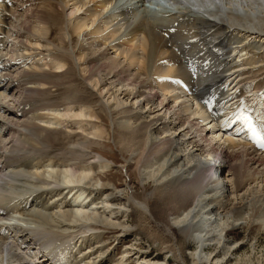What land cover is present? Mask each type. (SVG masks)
<instances>
[{"label": "bare ground", "instance_id": "6f19581e", "mask_svg": "<svg viewBox=\"0 0 264 264\" xmlns=\"http://www.w3.org/2000/svg\"><path fill=\"white\" fill-rule=\"evenodd\" d=\"M29 2L0 0V151L4 149L0 152V203L6 205L0 204V225L6 228L0 241V264L8 246L26 249L23 256L14 251L6 261L9 264H113L112 246L110 250L101 243L100 233L92 237L95 231L90 224L122 228L128 211L118 206L121 198L110 183L113 174L104 173L109 164L98 158L106 157L92 147L91 139H101L107 132L91 104L78 95L68 60L81 73V84L91 87L101 100L107 95L109 100L100 103L110 114L120 115L116 120L126 137L124 148L129 160H134L128 167L134 163L138 179L154 184L156 214L144 202L139 207L150 218L154 215L158 220L154 221L174 239L179 235L194 242L190 256L195 263L231 264L237 242L227 239L228 233L249 222L264 227V155L253 154L264 148L252 138L245 121L236 119L248 117L264 140V125L256 117L264 106V34L259 29L264 0ZM162 11L171 16V24L163 22ZM55 29L58 32L52 35ZM79 36L87 48L84 41L75 40ZM182 36L181 43L185 38L193 40L189 48L178 42ZM67 38L72 51L60 52L68 48ZM19 41L24 45L18 46ZM6 43L13 44L15 60L4 53ZM234 46L242 62L231 56ZM233 74L235 82L233 77L221 85ZM56 81L70 88L60 94L63 107L49 100L20 101L30 85L59 86ZM232 82L241 86L240 93L229 92ZM193 96L200 103H193ZM222 100L227 105L218 114L221 122L236 119L237 124L231 132L210 135L213 131L199 124L216 114L214 105ZM40 105L46 112L39 110ZM52 127L66 129L62 142L50 136ZM244 133L239 139L233 137ZM215 139L221 141L212 143ZM69 183L78 184L72 188L76 196L88 197L89 213L74 209L76 198L67 199L63 189L70 188ZM145 211H141L143 218ZM8 215L30 226L13 227L9 218L2 220ZM55 229L83 234L70 233L61 242V236L52 233ZM210 245L215 249L205 252ZM177 252L182 254L181 247ZM149 256L137 258L146 264Z\"/></svg>", "mask_w": 264, "mask_h": 264}, {"label": "rangeland", "instance_id": "374dc122", "mask_svg": "<svg viewBox=\"0 0 264 264\" xmlns=\"http://www.w3.org/2000/svg\"><path fill=\"white\" fill-rule=\"evenodd\" d=\"M28 2L31 3L32 0H28ZM139 7H138V9L141 10L142 7L141 6H139ZM169 16L170 15H168V13H166L164 18L161 17V19L163 20V22H166L169 18H170L169 21H173V19H171V16L170 17ZM169 21H167V22H169ZM57 23L59 26L62 24V21L60 18H59V20H57ZM260 25L261 26L259 29H262L261 33L263 32L262 34H264V26H263L264 21H261ZM57 32H58L57 29H55V30H52L51 34L56 35ZM11 40H10V43H11ZM66 40H67L68 48L62 49L60 52L71 53L72 50L70 48V40H69V43H68V38ZM75 40H77L78 42L81 41L83 44L85 42V40L81 36H79L78 39H75ZM53 43L56 44V41H54ZM85 44L86 45H84V46L87 48L89 45L87 42H85ZM23 45H24L23 41L18 42V46H23ZM234 47L236 48V46H234ZM96 49H100V48H96ZM13 50H14L13 44H12V46H9V43H8L4 53L9 52L6 56L9 58L12 57L13 60H15L17 58L16 57L17 55L15 52H13ZM233 51L239 52V50L237 48H236V50H233ZM246 52L248 53V51H246ZM249 52H252V51L249 49ZM235 57H236L235 60L242 62L243 56H241L240 52ZM70 59H72V58H70ZM261 59L264 60V56H262ZM68 61H69V69H67V70L70 71L75 76L76 81L74 82V85L77 89L78 95L81 97V99L85 97L82 100H84V102L87 101V102H89V104H91L93 110L98 114V116L101 119V120H99L100 124H102V127L105 128V130L107 132V135L103 136L104 138L102 137L101 139H91V142H92L91 144L93 145L92 147L94 148L95 152L102 153V155H104L106 157V158H102L101 156H99L98 158L103 159L104 161H106L109 164V166H110L109 170L110 171L106 170L104 173L108 174L109 172H111L113 174V176H112L113 182L110 181V183L115 184V186H111V188L112 189L114 188L113 191L117 195L119 194L118 196L121 198V201H120L121 204L119 202L118 206H123L122 208L127 207V211H128L126 213L127 214V217H126L127 222L125 221L126 224L122 228L119 227V228L115 229V228H111V226H109V225L107 226L105 224H100V223L90 224V228H93L94 229L93 231H95V232H93L92 237L95 234L100 233L102 235V242L101 243H104L103 245H105L106 248L107 247L110 248L112 246V250H113L112 254L113 255L112 254L111 255L113 257H111V258H112L113 264H138V262L140 264H145L144 261L137 258L139 255H142V254L143 255H150L149 257L151 258V261L149 263L146 262V264H155L156 262H157L156 264H199V263H195L194 258H191V256H190V254L193 253L195 251V248H196V244L194 242L188 241L183 236H179V235H177L178 237L176 239H174V236L169 231H166V227H164V225L159 224L158 222L154 221V220L158 221L154 217V215H153V217L150 218V215L147 214L148 212H146L141 207H139L138 203L144 202L148 205V208L150 209V213H152L154 211L155 212L154 214H156V211L154 208V202H153L154 201L153 197H155V192H153L154 191V184H152L151 181H147V182L142 183L138 179L139 176L137 174V171L133 167L134 163L131 164V167H128V164H130V162H133L134 160H132V161L129 160L130 157L127 156L128 151L124 148V145L126 144V137L123 134L121 128L117 125V120H116L117 117H119L120 115L117 114V117H116V115H114L113 113L110 114V112L108 111L106 106L100 103L102 100L103 101L109 100V99H107V95L105 94L101 100L100 97H98L95 94V92L92 91L91 87L84 86L83 84H81L80 80L82 79V77H81V73L78 71V69L76 67V64L73 63L74 62L73 60H71L72 62L70 60H68ZM15 67L16 66L14 65L13 69H15ZM10 68L12 69V67H10ZM232 70L235 71L238 69L237 68L230 69V71H232ZM238 71H240V70H238ZM227 76L224 78V84H227L233 77L235 78L234 82L237 79V76H235V74H233L232 76L231 75H227ZM53 78H54V75L51 76V79H53ZM60 82H63V81H56V83L59 86H52L49 84L46 88H42V89H40L39 86L31 87V85H30V87H28L29 84H26L25 87H28L33 91H31V90L28 91L27 89L23 90V97L20 99V101L21 100L22 101L29 100V102L33 103L34 100H38V99L39 100L41 99L42 101L49 100V101L54 102V103L59 102L58 106L60 104L59 107H61V106L63 107V105H61V103L63 104V102H62V100H60V96L64 92H69L70 88L68 87V84L60 85ZM82 86H83V88H82ZM22 87H24V86L22 85ZM22 87H21V89H22ZM228 87H230V88L232 87L229 92L233 93V91H236L237 93H240L239 88L241 86H238L236 83L235 84H233V82L229 83V86H227V88ZM103 89H105V87H103L102 90ZM136 89H137V86H136ZM104 91L106 92V90H104ZM90 93H91V95H90ZM6 99H9V98H6ZM136 99H138L137 101L139 102V104L143 103V100L140 99L139 96ZM232 99L235 100L236 98H232ZM13 101H12V103H13ZM9 103H11V102L9 101ZM12 103L9 105L13 106ZM42 107L44 108V105H40L39 110H41ZM121 110L125 111V109H123V108ZM42 111L46 112L45 110H41V112ZM246 111H248V109ZM249 111H250V109H249ZM38 112H40V111H38ZM214 116L211 118L210 117L208 118L211 120H207V121L205 120V121L201 122V124H199L204 129L209 130V131H213L212 134H210V135H214L216 132L223 133L224 132L223 129L226 128L225 126H223V125H225L223 123H226V122L217 121V119L216 120L214 119ZM14 119H16V118H14ZM212 126H213V128H210ZM31 128H33V127L32 126L29 127V129H31ZM52 128L53 129L49 132L50 136L55 135V138H58V140L59 141L61 140V142H62L64 135H66L65 134L66 129L64 127L63 128L62 127H52ZM241 129H244V126H241ZM23 130H24V132H26V128ZM214 131H215V133H214ZM231 131H229V132H231ZM10 135L13 137L12 132ZM236 135L237 134H233V137L235 139H239L241 136H244L245 133L242 135H237V136ZM4 138H7V137H4ZM215 141L216 142L212 141V143L218 144L219 141H221V140L215 139ZM19 144L20 143H17L14 146L17 147V146H19ZM122 145H123V147H122ZM57 149L55 150L54 155L59 151V148H57ZM85 151L88 152V150H85ZM0 152L3 153L4 149L1 150ZM6 152H9V151L7 150ZM123 152H125V153H123ZM253 154L255 156H257V155L259 156V154L264 155V152H262L261 150L253 151ZM5 155L10 156L11 154L6 153ZM57 161H60V160L58 159ZM234 162H238V161H233V162H231V164H233ZM260 167H262V166H260ZM135 172H136V174H135ZM99 173H103V172H99ZM262 184H264V180H263ZM69 185H71L70 186L71 190H70V188H66V189H63V192L66 195L68 200H72L74 198L77 199V202L74 205V209L75 210L76 209L77 210H84L85 212L89 213L90 210L86 209V207L88 205H90V203L87 202L88 197L85 196V194H79L78 196L75 195L76 190L75 189L72 190V188L75 185L77 186L78 184L69 183ZM119 189H121V190H119ZM122 200H123V202H122ZM0 204L2 205V207L4 206V208L6 207L5 204L4 205H3V203H0ZM137 204H138V206H137ZM141 211H143V212L145 211L144 218L141 214ZM8 218H9V222L10 221L13 222V223L11 222V225L13 227H17V224L21 225L24 228H27L30 226L28 223L20 224V223H18L19 221L10 220L9 215L6 218H3L2 220L8 221L7 220ZM23 221H26V220H23ZM4 226L5 225H0V232H1L0 241L1 242H3L2 241V237H3L2 232L6 231V228H5V230L2 229V227H4ZM11 228L12 227H10L9 230L7 229L8 232L11 231L10 230ZM25 231H26V234H30L29 236L32 235L31 232L28 231L27 229ZM52 233L54 235H56L57 237L61 236V238H62L61 242H63L62 240L67 241L68 234H70V233L73 235L77 234V236L78 235L82 236V234H83V232H72L69 229L64 230L63 232H58V229H55ZM83 237L88 238L89 236L84 234ZM36 238H38V236ZM166 238L169 240L168 243L164 242L166 240ZM73 239H75V238H72V240ZM227 239H230V240H232V242H235V243L237 242L235 244V246H237V249L233 252V259H232L231 264H236V263H238V264H264V227H260L259 225L252 224V222L244 223L243 225L231 230L228 233ZM181 242L182 243L184 242V243L182 244ZM165 243L167 244V246ZM8 244L12 245L10 242H8ZM123 247H124V249H123ZM178 247H181V251H182L181 255H179V253L177 252ZM120 249H121V251H120ZM209 249H210V251H213L215 249V246L210 245L209 247H205L204 251L209 252ZM110 250H111V248H110ZM14 251L16 252V254H21V256H23L24 252H26V249L18 250L13 246L12 247L11 246L6 247L4 249L5 253H4L3 258H2V259H4L3 264H9V262H6V261H8L10 256H12V253H15ZM124 253H125V255H124ZM119 254H121L120 256L122 258L119 256ZM119 258H121V259H119ZM122 259H124V260H122ZM23 261H27V259H23Z\"/></svg>", "mask_w": 264, "mask_h": 264}, {"label": "snow or ice", "instance_id": "6c2138e0", "mask_svg": "<svg viewBox=\"0 0 264 264\" xmlns=\"http://www.w3.org/2000/svg\"><path fill=\"white\" fill-rule=\"evenodd\" d=\"M207 103V102H206ZM237 120H240V119H243L245 121V124L248 128V130L252 133V138L254 140H256L257 144L264 148V140H262L259 135L257 134L255 128L253 127L252 123H251V120L248 118V117H242V116H237L236 117Z\"/></svg>", "mask_w": 264, "mask_h": 264}]
</instances>
